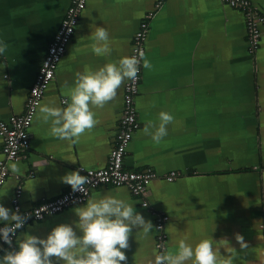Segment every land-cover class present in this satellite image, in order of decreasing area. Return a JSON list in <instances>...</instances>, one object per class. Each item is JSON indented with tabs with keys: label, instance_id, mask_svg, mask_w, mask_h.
Instances as JSON below:
<instances>
[{
	"label": "crops",
	"instance_id": "crops-1",
	"mask_svg": "<svg viewBox=\"0 0 264 264\" xmlns=\"http://www.w3.org/2000/svg\"><path fill=\"white\" fill-rule=\"evenodd\" d=\"M264 16V0H247ZM70 0H0V40L8 49L0 55V118L24 112L26 97L54 38ZM148 34L135 98L139 128L124 157L125 169L151 168L148 208L125 187L100 186L87 199L111 194L134 204L153 229L146 237L133 229L127 264H154L155 214L168 217L164 251L177 250L187 237L227 239L238 254L235 264H264V29L257 51L249 53L244 15L221 0H88L55 78L45 92L29 128L25 154L7 163L9 177L0 191V205L11 209L17 187L25 211L71 188L62 178L73 171L106 166L115 145L123 110L125 80L115 100L93 108L99 123L76 142L53 137L39 108L66 107L76 73L93 71L129 57L132 39L146 15ZM109 33V55L92 49L96 27ZM63 101H65L63 103ZM174 120L167 136L156 144L143 133L148 121L159 124V113ZM2 139L0 138V158ZM17 163L18 172L11 165ZM175 172L172 181L166 177ZM65 209L21 228L5 251L18 250L25 234L41 239L59 224L78 223L75 209ZM0 225H5L0 222ZM78 231V230H77ZM79 234V232H78ZM247 244L241 249L235 237ZM221 254H225L221 248ZM123 264V262H122ZM191 264V262H188Z\"/></svg>",
	"mask_w": 264,
	"mask_h": 264
},
{
	"label": "clouds",
	"instance_id": "clouds-1",
	"mask_svg": "<svg viewBox=\"0 0 264 264\" xmlns=\"http://www.w3.org/2000/svg\"><path fill=\"white\" fill-rule=\"evenodd\" d=\"M92 49L97 55H109V33L106 28L96 27ZM8 44L0 40V55L8 49ZM151 70L152 64L143 49L137 55L123 57L119 61L106 63L98 70L85 68L77 72L75 85L69 89L70 102L66 107L43 105L39 108L45 123L50 122V134L58 139L76 142L86 131L93 129L99 121L93 108H103L115 100L117 91L125 80L138 78L140 65ZM174 120L168 112L159 113V124L148 121L143 133L159 144L167 136V125ZM12 172H18L17 163L11 165ZM63 183L70 185L73 192L85 193L86 184H91L88 176L79 171L66 174ZM146 205L145 207H147ZM78 223L59 224L46 238L25 234L18 244V250L5 251L0 264H127L125 251L129 248V238L133 229L142 230L147 237L153 225L136 212L134 204L111 194L89 199L83 207L75 209ZM28 216L21 215L19 209L0 205V239L9 246L17 229L24 227ZM78 230V231H77ZM79 232V234H78ZM236 241L241 249L248 246L243 236L237 234ZM221 248L225 254H221ZM238 254L227 239L220 241L212 237L201 239L194 246L181 239L178 249L168 250L155 256L154 264H235Z\"/></svg>",
	"mask_w": 264,
	"mask_h": 264
},
{
	"label": "built area",
	"instance_id": "built-area-1",
	"mask_svg": "<svg viewBox=\"0 0 264 264\" xmlns=\"http://www.w3.org/2000/svg\"><path fill=\"white\" fill-rule=\"evenodd\" d=\"M88 0H70V4L62 18L59 28L48 44L44 58L42 59L34 82L26 97L24 112L19 116H12L7 121L0 118V138L2 139L0 158V191L5 181L9 177L7 163L19 160L29 147V128L35 116L37 108L40 106L45 92L55 78L58 64L64 57L67 46L74 36L81 14L85 10ZM228 6L235 8L244 15L246 38L249 53L254 54L260 43L261 28L264 29V16L255 10L247 0H221ZM151 14L146 15L140 23L138 31L132 39V48L129 57L137 55V50L143 49L145 52V41L148 34V21ZM142 63V62H141ZM142 67L138 78L135 81L127 80L124 86L123 110L119 120L118 129L115 135V145L112 149L107 164L100 169L81 170L83 176H88L91 184H86V192H73L71 188L65 190L60 196L52 200L41 201L38 205L28 210H21L20 197L21 188L17 187L12 198V207L16 211L19 209L21 215L28 216L24 226L30 222L40 221L47 216L64 211L67 208L84 204L92 189L100 186L125 187L129 192L140 200L143 208H148L147 197L149 195V184L156 178V173L147 167L140 171H131L124 167V157L127 153L128 145L139 128L135 98L139 93ZM65 101H63L64 103ZM177 174L171 172L167 181H172ZM148 205L147 207H145ZM168 217L162 213L155 214L156 250L162 253L165 244L164 227ZM5 225H0V228ZM20 229H17V233ZM12 237L13 243L16 239ZM12 243V244H13ZM0 244L9 246L0 239Z\"/></svg>",
	"mask_w": 264,
	"mask_h": 264
}]
</instances>
